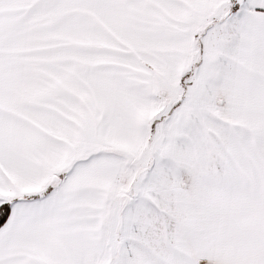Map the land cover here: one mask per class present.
Returning a JSON list of instances; mask_svg holds the SVG:
<instances>
[{
  "label": "snow or ice",
  "instance_id": "1",
  "mask_svg": "<svg viewBox=\"0 0 264 264\" xmlns=\"http://www.w3.org/2000/svg\"><path fill=\"white\" fill-rule=\"evenodd\" d=\"M0 264H264V0H0Z\"/></svg>",
  "mask_w": 264,
  "mask_h": 264
}]
</instances>
